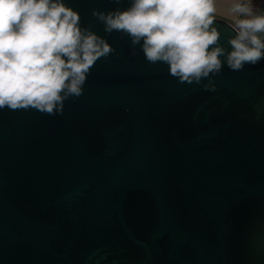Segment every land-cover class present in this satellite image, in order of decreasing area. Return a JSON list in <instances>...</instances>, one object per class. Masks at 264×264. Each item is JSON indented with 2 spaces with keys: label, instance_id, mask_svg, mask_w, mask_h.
Wrapping results in <instances>:
<instances>
[{
  "label": "water",
  "instance_id": "1",
  "mask_svg": "<svg viewBox=\"0 0 264 264\" xmlns=\"http://www.w3.org/2000/svg\"><path fill=\"white\" fill-rule=\"evenodd\" d=\"M69 3L116 51L62 115L0 110V264H264V61L180 83L93 15L128 0Z\"/></svg>",
  "mask_w": 264,
  "mask_h": 264
},
{
  "label": "clouds",
  "instance_id": "2",
  "mask_svg": "<svg viewBox=\"0 0 264 264\" xmlns=\"http://www.w3.org/2000/svg\"><path fill=\"white\" fill-rule=\"evenodd\" d=\"M218 14L233 21L228 47ZM93 15L106 33L128 37L133 55L139 50L149 63L166 64L180 83L207 79L205 90H216L213 78L225 66L241 71L264 61V0H128ZM115 51L69 0H0V110L62 115L97 62Z\"/></svg>",
  "mask_w": 264,
  "mask_h": 264
},
{
  "label": "crops",
  "instance_id": "3",
  "mask_svg": "<svg viewBox=\"0 0 264 264\" xmlns=\"http://www.w3.org/2000/svg\"><path fill=\"white\" fill-rule=\"evenodd\" d=\"M221 8H222V13H223V10L226 8V4H222L221 5ZM217 18L219 19H223L225 21H228L230 23H232L233 21L231 20V18L229 16H227L226 14H218L217 15Z\"/></svg>",
  "mask_w": 264,
  "mask_h": 264
}]
</instances>
